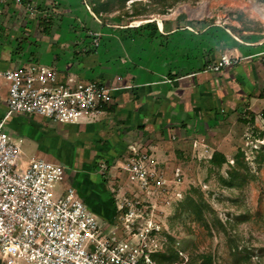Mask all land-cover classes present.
I'll use <instances>...</instances> for the list:
<instances>
[{
    "label": "crops",
    "instance_id": "obj_1",
    "mask_svg": "<svg viewBox=\"0 0 264 264\" xmlns=\"http://www.w3.org/2000/svg\"><path fill=\"white\" fill-rule=\"evenodd\" d=\"M113 14L96 0H0V69L33 63L109 88L110 103L92 121L56 123L119 140L117 160H125L131 144L164 163L185 148L202 150L203 134L228 121L223 116L232 115L249 94L254 62L213 70L225 48L235 49L233 54L243 50L231 38L222 47L217 27L163 17L124 24ZM7 95V83L0 80V119ZM25 115L37 116L13 113L6 122L14 117L17 126ZM112 209L115 215L95 213L111 222L117 213L114 195Z\"/></svg>",
    "mask_w": 264,
    "mask_h": 264
},
{
    "label": "rangeland",
    "instance_id": "obj_2",
    "mask_svg": "<svg viewBox=\"0 0 264 264\" xmlns=\"http://www.w3.org/2000/svg\"><path fill=\"white\" fill-rule=\"evenodd\" d=\"M96 3L124 24L163 17L197 28L217 27L220 41L225 43L231 38L243 49L233 54L235 49L225 48L220 57L227 54L232 61L227 66L244 60L254 62L256 76L249 94L232 115L223 116L228 121L203 134L201 146L198 145L202 150L185 148L165 163L152 153L166 170L169 187L177 186L184 196L208 204L205 224L194 215L187 216L184 207L181 216L176 217L179 201L172 193L157 189L147 200L154 204V216L161 221L164 233L174 238V246L187 258L177 260L178 264L187 263L196 254H209L211 264H234V257L246 254L249 259L241 258L242 264H264V0H96ZM13 121L14 117L5 122V129L18 142L21 159L39 157L62 164L68 183H74L102 216L112 213L111 199L121 186L127 194L134 188V184L126 183V175L120 169L125 160H117L116 154L122 150L119 140L108 141L106 136L99 137L97 132L104 134L100 131L60 125L41 116H26L17 126ZM214 151L226 156L221 167L209 161ZM101 160L105 163H100ZM177 169L180 182L175 177ZM232 170L238 177L228 184ZM200 262L201 259L197 264Z\"/></svg>",
    "mask_w": 264,
    "mask_h": 264
},
{
    "label": "built area",
    "instance_id": "obj_3",
    "mask_svg": "<svg viewBox=\"0 0 264 264\" xmlns=\"http://www.w3.org/2000/svg\"><path fill=\"white\" fill-rule=\"evenodd\" d=\"M231 62L222 55L212 69ZM0 80L8 88L7 111L0 119L1 264H162L169 236L147 198L157 189L172 193L177 201L184 194L177 186H168L167 172L152 153L139 145L128 146L120 169L126 183L135 185L130 190L135 196L121 186L123 192L120 188L114 195L116 219L106 223L79 190L63 186L62 164L39 157L22 160L18 142L5 129L13 113L62 124L90 122L105 112L110 89L72 72L60 77L55 70L33 63L0 69ZM175 177L180 182L179 169ZM139 193L143 195L136 196ZM177 251L181 259H187L183 251Z\"/></svg>",
    "mask_w": 264,
    "mask_h": 264
},
{
    "label": "trees",
    "instance_id": "obj_4",
    "mask_svg": "<svg viewBox=\"0 0 264 264\" xmlns=\"http://www.w3.org/2000/svg\"><path fill=\"white\" fill-rule=\"evenodd\" d=\"M78 125H80V124H78ZM69 126H71V125H69ZM120 155H122V153L118 154L119 157H120ZM237 159L238 158L235 157V161H237ZM209 161L212 164H214L218 167H221L224 163H226V156L222 152L214 151V152H212V155H211ZM229 177L230 178H229L228 184H233L238 177L237 172H235V170L230 171ZM85 200L87 201L88 206L90 207V209L92 211L99 213L97 210L98 208H95V206H93L91 203H89L86 198H85ZM111 200H112V204H113V198ZM183 207L185 209V213H187V216L188 215H194L197 218L201 219L203 224H205L204 213L206 211H208L207 209H209L208 204H206L205 202H201V200L199 201L198 199H196L192 196H189V195L184 196V198L181 201H179V204L177 206L176 217L181 216V210H183L182 209ZM111 211L113 213V209ZM111 214H107V215L110 216ZM174 242H175L174 238L172 236H169V244H168L165 252L162 254L163 255L162 262H161L162 264H169V263L177 262V260L181 259L180 255L178 254L176 247L174 246ZM234 258H235L234 264H242L241 258H243L246 261L249 259L247 254L244 257H237L236 256ZM199 259H201L200 264H211V262H212V258L209 254H196L192 257V260H190V261L187 260L186 264H197ZM247 264H251V263H247Z\"/></svg>",
    "mask_w": 264,
    "mask_h": 264
}]
</instances>
